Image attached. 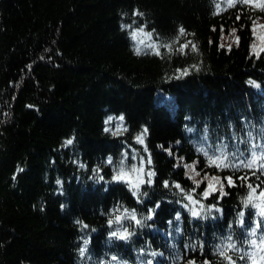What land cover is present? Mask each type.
Returning a JSON list of instances; mask_svg holds the SVG:
<instances>
[{"label": "trees", "instance_id": "16d2710c", "mask_svg": "<svg viewBox=\"0 0 264 264\" xmlns=\"http://www.w3.org/2000/svg\"><path fill=\"white\" fill-rule=\"evenodd\" d=\"M253 23L260 33L264 10L239 0H0V264H100L113 254L128 264H187L191 257L218 264L211 249L221 236L248 237L238 213L245 211V224L255 226V209H244L248 181L237 177L255 172L249 179L259 192L264 173L219 171L199 149L214 152L224 144L238 160L253 143H264V52H252L253 41L261 44ZM144 25L145 32L155 29L153 42L172 43L174 51L161 46L157 55L139 46L131 33ZM179 69L191 71L182 76ZM121 114L127 131L106 132ZM108 116L113 120L106 124ZM145 126L147 150L134 139ZM125 150L127 166L143 157L146 169L156 171L154 183L141 185L140 200L126 182L111 178ZM196 160L201 175L236 180L234 187L225 184L223 199L214 192L204 200L223 215L193 217L181 200L191 202L162 183L194 187L184 165ZM205 186L193 193L197 199ZM117 204L136 209L141 219L154 208L156 214L143 227L125 222L131 240L110 238L115 225H108L107 213ZM259 219L258 234L264 232ZM200 241L203 253L190 247Z\"/></svg>", "mask_w": 264, "mask_h": 264}, {"label": "snow or ice", "instance_id": "6c2138e0", "mask_svg": "<svg viewBox=\"0 0 264 264\" xmlns=\"http://www.w3.org/2000/svg\"><path fill=\"white\" fill-rule=\"evenodd\" d=\"M229 5L235 4L236 0H227ZM242 4H248V5H254L257 8H260L261 10H264V0H239ZM220 5L217 4V9L219 10ZM136 14L139 16H143L144 13L140 12L139 9L136 10ZM127 15V13H125ZM240 17L238 16L237 19ZM124 28H131L132 25L130 24H124ZM147 26L144 25L143 27H137L135 31L131 33V35L135 38L137 36V33H144L148 37H152L153 32H155V29H152L151 31L145 32V28ZM257 25L256 23H253L252 29H253V35H259L261 44L259 46V49L257 48V44L255 41H253L251 45L252 52L255 53L257 57H259L261 52H264V24L260 25L261 32L257 33L256 31ZM237 31L236 28L232 29V32L235 33ZM180 35H183L185 32V29L183 26L179 29ZM178 40V38H177ZM236 40H239V36H236ZM163 46L167 48L169 53H172L173 46L172 43L166 44V45H160L159 42H153L152 44L148 45L149 48H151L154 52V54L162 55L160 52V47ZM223 47V45H221ZM188 47V42H186L183 45H180V50L183 51L185 48ZM192 48L194 51H198V49L195 48V45H192ZM231 48V45H229V49ZM136 51L139 54L141 52L140 47H136ZM30 67V66H29ZM196 70H199V66H195ZM182 76L188 75L189 71L191 69H179L178 70ZM248 83L250 85H255L256 87H260V84L258 81H255L253 79H249ZM120 121V123L116 124L115 128L112 127H106L104 130L106 132H112L113 135H119L121 133V130L127 131V126L123 123L124 121V115L121 114L119 117H117ZM113 120V116H108L106 119V124L111 122ZM189 131H192V129H189ZM147 134V127L145 126L144 129L138 133L134 139H136L139 143L145 145V150H147V145L145 143L144 137ZM248 136L251 137L252 133L249 132ZM75 137H72L71 139H68L66 141L67 144L73 143V140ZM179 143V142H178ZM163 147V145H161ZM226 145L222 144L220 148H218L214 152H210L207 148H200L199 151L203 153L207 166L213 167L219 171H223L224 169H233V170H239L243 168L248 169H256L260 172L264 173V143H261L260 145L252 144L251 145V151L249 152L248 156L241 159L235 158V152H228L225 150ZM259 149V151H258ZM237 150H239L237 148ZM169 154L172 153L171 149H167ZM127 158H128V152L125 150L122 153V159L120 160L117 167H113L112 169V180L115 181H124L128 184V187L132 189L133 193L135 194L137 200H140L141 196V185L147 183L152 184L154 183V178L156 176L155 168L146 169L145 168V161L143 157L140 158L139 165L133 163L130 167L127 166ZM183 159V158H181ZM107 163L112 164L113 158L111 156H108ZM148 164L152 163L151 160V153H148ZM199 163L198 160L193 161L191 164H185L184 167L187 169H190V171L186 172L185 174L190 177V179L194 183V187L191 189H185L179 181H173L172 185H170L168 180H163L162 183L165 187L174 186L175 188L179 189L180 193L183 194V197L186 198L187 201H190L191 203H184V200H181V203L184 204V207L188 208L189 212L193 217H201L203 216L205 219L208 218L209 215H213V210L223 215V208L218 207L217 204H204V200H206L209 196H211L214 192L217 193L218 199H223L224 195L227 193L225 192V184L236 186V180L233 179L232 175L227 176H220V175H214L210 172L204 171L203 175H201V170H197L196 165ZM82 167H87V165H81ZM180 165H177L179 167ZM97 169L99 172L102 173V169L99 168V165H97ZM251 175H255V172H250L247 176L241 175L237 177L238 180L243 183L244 181H248L247 188L248 192L245 197H242V201L244 204V209L247 210L249 205L253 209H255V226H247L245 224V211H240L238 213V220L237 223H239L241 226H244L246 228V231L250 233L248 237H245L244 239H235L231 235L228 236H221L219 238V242L216 243L211 251L214 255L217 256L218 264H237V260L241 262V264H264V232H260L258 234V229L261 226V220L259 217H264V189H260L259 192H257V188H259V184L253 185L249 177ZM197 177H200L199 179ZM98 179L103 181L105 179V176L103 174H100L98 176ZM58 184H63L62 180H57ZM201 184H206L203 191L199 193V196L201 199H197L193 193L197 192V188ZM144 196H147V192H143ZM142 203V201H141ZM156 208L160 207V204L157 203ZM156 214L155 208L150 210L149 214L147 216H144L143 219L139 217V214L137 213L136 209L128 208L126 205L117 204L115 205L108 215L107 223L109 226L115 225L114 230L108 231V236L110 238H116V239H122V240H131L132 236L134 235V232L130 231L128 227L125 226L126 221H134L135 224L139 227H143L144 224L147 222L148 219H150L152 216ZM177 220L181 218L180 213H176ZM78 224H81L84 228H89L90 226L85 222L81 220H77ZM171 223V221H169ZM92 231H95V229H92ZM83 239V237H82ZM91 241V236L88 237V239H84V247H81L79 250L81 255H84L88 251V244ZM199 246L200 252L203 253L204 251V243L203 241L199 242V245L192 244L190 247L192 249H196ZM188 247V246H186ZM141 252L144 251V249H140ZM234 254H236V258H234ZM153 256L157 255L155 251L152 253ZM246 258V259H245ZM179 259L183 260V256H180ZM112 261H118L119 264H128L127 260H121L119 256L112 255ZM112 261H101L100 264H112ZM149 264H152L151 261H149ZM187 264H213V261L208 259L207 257H204L202 261H197L195 257H191L187 260Z\"/></svg>", "mask_w": 264, "mask_h": 264}, {"label": "rangeland", "instance_id": "374dc122", "mask_svg": "<svg viewBox=\"0 0 264 264\" xmlns=\"http://www.w3.org/2000/svg\"><path fill=\"white\" fill-rule=\"evenodd\" d=\"M259 24H260V21H258V25ZM135 38H136L138 45L142 47H147L148 45L153 43L152 37H148L144 33H137V36ZM224 45H227V46L232 45V41L229 39L228 41L224 42ZM139 163H140V158L137 157L135 164L139 165ZM145 168H146V164H145Z\"/></svg>", "mask_w": 264, "mask_h": 264}]
</instances>
